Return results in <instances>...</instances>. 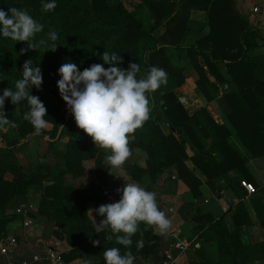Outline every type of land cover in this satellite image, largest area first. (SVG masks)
Masks as SVG:
<instances>
[{
  "label": "trees",
  "instance_id": "trees-1",
  "mask_svg": "<svg viewBox=\"0 0 264 264\" xmlns=\"http://www.w3.org/2000/svg\"><path fill=\"white\" fill-rule=\"evenodd\" d=\"M194 1L185 0L190 4ZM49 2L52 0H0V10L7 11L11 7L27 10L35 21L44 26L42 32L33 38V43L44 39L49 45L57 44L54 52L45 51L46 48L41 46L36 51L21 53L22 48H27L26 42L13 41L0 33V95L6 88L15 90L16 82L23 78L22 65L31 59L34 66L41 68L42 84L40 90L32 87L30 94L38 96L43 102L47 109L44 119L50 125L49 131L44 129L38 135L33 134V126L23 119L29 110L27 101L13 105L6 98L3 111L6 118L15 123V127L9 126L19 138H13L0 128V232L5 230L9 220L21 214L32 216L38 213L50 223V233L70 246L67 252L61 254L66 260L81 257L87 261L90 256H95L102 262L107 249L119 248L122 255L128 250L116 242L117 234L110 228L99 233L94 230L93 225L103 217L92 209L108 203L105 195L95 194V189L106 182L105 175L110 165L105 158L110 153L96 147L77 128L57 88L60 79L58 69L63 63H75L78 70L83 71L92 64H103L100 56L104 51L122 57V62L115 65L121 69L127 70L130 63H138L140 72L137 79L146 78L153 66L167 73V84L151 93V100L148 97L151 101L150 119L134 133L129 143V147L139 146L146 152L151 172L173 164L179 177L189 186L191 194L197 195L199 180L183 164L186 157L184 144H187L194 150L191 158L208 179L213 178L209 169L216 172L217 168L229 166L239 169L246 176L245 180L254 184L242 166L243 159L227 142L228 131L224 125L216 124L202 107L194 113H187L169 89L182 67L160 63L161 59L168 60L169 56L165 52L159 55L164 45L182 48L197 72L195 84L208 96L204 89L207 82L204 70L196 59L198 55L206 71L217 81L227 84V90L223 92L231 107L227 118L238 138L253 155L264 157V55L252 53L253 47L264 43V34L255 25L248 24L245 18L227 15L229 0H201V6L206 9L209 31L197 38L195 44L186 45H179L178 38L168 42L162 40L166 35L173 36L177 29V26L167 27L168 24L182 18L178 12L180 8L175 9V2L170 0H137L133 7L148 10L149 24L144 23L139 13L126 9L122 0H54L55 9L45 11L43 5ZM163 18L166 33L156 37L150 32ZM179 30L181 32L182 26ZM50 31L57 33L55 42L49 39ZM156 57L159 63L152 65ZM104 67L110 65L104 64ZM65 113L68 115L64 119ZM59 126L57 137H54ZM208 127L214 135L211 146L218 151L216 157L212 156L210 146L205 148L198 134L204 133ZM30 137H36L33 165L25 170L16 151L26 150ZM89 157H93V179L89 183L88 193L87 184L83 181L74 184L62 181L64 174L79 175L84 169L82 160ZM133 168L138 172L143 171L139 166ZM239 180H234V184L240 186ZM31 187L39 193L35 210H16L20 206L17 197H24ZM87 199L92 204L90 214ZM251 203L264 229L261 204L254 197ZM191 207V232L200 243L197 247L193 242L189 243L193 255L184 264H254L255 259L264 257V241L241 239L239 230L242 222L248 221L243 202L236 201L228 206L233 229L227 228L222 213L212 217L209 213L200 212L198 206L191 204ZM94 240H99V244L94 246ZM132 241L130 250L137 260L139 256L155 251L158 235L153 227L141 222ZM208 241L212 242V256L210 250L202 247V243ZM138 242L143 243L139 250Z\"/></svg>",
  "mask_w": 264,
  "mask_h": 264
},
{
  "label": "crops",
  "instance_id": "crops-1",
  "mask_svg": "<svg viewBox=\"0 0 264 264\" xmlns=\"http://www.w3.org/2000/svg\"><path fill=\"white\" fill-rule=\"evenodd\" d=\"M170 1L175 2V9L180 8L178 12L182 18L176 23L171 22L168 24L167 27L177 26V29L173 36H164L162 38L163 42L178 38L177 43L179 45L195 44L197 38L204 36L209 31V25L206 20V9L201 6V0H195L193 4L186 3L185 0ZM139 14L144 19V23H150L146 8H142ZM227 15L245 18L248 24L255 25L264 34V0H229ZM180 26H182L181 32L179 30ZM165 30L166 22L165 18H163L157 25L153 26L150 33L158 37L165 35ZM178 32L179 37H177ZM157 45L158 42L155 44V47ZM164 52L169 53L168 60L162 61L161 59L160 63H169L170 66L182 67L180 73L172 81L169 89L176 98L178 96L183 97V101L180 102L187 113H194L202 107L216 124L224 125L228 131L226 134L227 142L233 146L243 159L242 166L247 170L251 179H253L254 184H252L255 190L252 193H247L243 186L240 185V187L234 184V180L237 178L246 179V176L236 167L230 168L226 166L225 169L220 167L216 169V172L213 169H209L211 177L214 179H208L191 158L194 154L193 148L184 144L186 157L183 159V164L199 180L196 186L198 193L193 196L189 186L179 177L173 164L164 165L159 170L151 172L147 164L146 152L139 146H131L132 155L125 163L123 169H114L110 166L105 175L106 182L100 184V187L95 189V194L105 195L108 203L118 202L121 194L117 193L116 190L123 187L124 183H137L147 191L156 193L158 207L169 219L170 228L165 234L161 235L153 227V231L158 235V244L155 251L146 256H139L134 264H152L153 261L158 259V252L164 248H168L171 252L176 253L177 249L173 246V243L176 241H184L188 245L180 254L175 256L173 264H184L193 255V250L189 243L193 242V245L197 247L200 240L191 232L193 225L189 220V215L192 212L191 204L198 206L200 212L209 213L212 217H216L222 213L227 228L233 229L231 210L228 206L230 203L236 201L243 202L245 206L244 215L248 221L242 222V228L239 230L241 239L250 242L264 241V229L257 220L254 207L251 203L253 197L257 198V202L261 204V208L264 211V157L262 155H253L238 138L234 128L228 121L227 114L231 110V107L223 97V92L227 90V84L224 81L220 82L214 79L206 71L205 66L200 62V57L197 55L196 59L203 67L205 80H207L206 84H204V89L208 96H205L195 84L197 72L191 61L184 54L183 49L164 45L159 55H164ZM257 52L264 55V43L253 47L252 53L255 54ZM158 63L159 58H154L152 65ZM147 95L150 98L151 93ZM149 102L151 106V101ZM198 134L201 135L205 148H209L208 146H210L212 148V156L216 157L218 151L211 146L214 135L210 127L204 133L199 132ZM82 165L84 169L79 175L64 174L62 181L72 184L83 181L87 184L86 191L88 193L90 188L89 183L93 179V157L82 160ZM136 166L142 167L143 171L138 172L135 170L133 167ZM134 174L139 176L135 177ZM189 182L191 183V180ZM192 183L194 182L192 181ZM24 197L19 196L17 199ZM22 200L18 201L21 208L25 206V208L33 211L31 209L33 208V204L26 206L25 204H21ZM88 204H90L91 212L92 204L89 199H87ZM26 217V214H21L9 220L5 230L0 232V264L7 258L26 259L29 264H90L92 262L90 259L86 261L81 257L67 260L62 258L61 254L67 252L70 246L63 239L51 234L50 227L47 230L43 229V226L50 224L46 217L34 213L32 216H29L30 221L24 224L23 221ZM202 247L208 250L211 249L210 251L213 252L212 242L210 241L202 243ZM56 253L59 256L58 260H54L53 258V255ZM263 262L264 257L253 261L254 264H263ZM103 263L105 264V262Z\"/></svg>",
  "mask_w": 264,
  "mask_h": 264
},
{
  "label": "clouds",
  "instance_id": "clouds-1",
  "mask_svg": "<svg viewBox=\"0 0 264 264\" xmlns=\"http://www.w3.org/2000/svg\"><path fill=\"white\" fill-rule=\"evenodd\" d=\"M55 7L54 0L43 5L45 11H51ZM43 27L27 10L16 7L7 11L0 10V33L13 41L26 42L27 48H22L21 53L36 51L41 46L46 48L45 51L56 50L57 44L49 45L44 39L32 42ZM48 35L53 42L58 39L55 31H50ZM100 57L103 64H92L83 71H79L75 63H63L58 69L60 79L57 81V88L77 128L90 137L96 147L110 153L105 159L112 168L123 169L132 155L130 138L150 119L151 107L147 94L166 85L168 77L165 70L153 66L146 78L137 79L140 72L138 63H130L127 70H124L115 66L122 62L120 55L104 51ZM104 64L110 67L105 68ZM22 77L16 82L15 90L6 88L0 95V125L16 126L6 118L3 111L6 98L13 105L26 100L29 110L23 119L33 126V134L38 135L48 127V121L44 119L47 109L38 96L30 94V89H41V68L34 66L31 59L26 60L22 65ZM61 128L64 127L61 125ZM116 191L121 194L118 202L102 204L92 209L103 217L93 227L97 233L110 228L117 234L116 242L128 249L123 255L119 248L105 250V264H134L136 257L130 246L140 223L154 227L163 235L170 228V221L159 209L155 192L147 191L137 183H124ZM120 233L123 235H119ZM92 243L95 246L99 244V240ZM142 247L143 243L138 242L137 250Z\"/></svg>",
  "mask_w": 264,
  "mask_h": 264
},
{
  "label": "rangeland",
  "instance_id": "rangeland-1",
  "mask_svg": "<svg viewBox=\"0 0 264 264\" xmlns=\"http://www.w3.org/2000/svg\"><path fill=\"white\" fill-rule=\"evenodd\" d=\"M136 2H137L136 0H122V4L125 6L126 9L132 10L135 13H139L140 10L142 11V9L139 7H133V5L137 4ZM0 128L2 130L6 131L7 133H9L10 136H12L13 138H16V139L19 138L18 135L15 134V131H13L9 125H0ZM49 129H50V125L48 124V127L45 130L49 131ZM35 141H36V137H30L29 141H28L27 149L24 151H16V156H17L18 160L20 161L21 165L23 166V168L25 170H29L33 165V159H32L33 153L32 152L34 150ZM28 190L26 192L27 197L25 196L24 198H18V199L19 200L23 199L21 201V204H25L26 206L29 204H33V208H31V209L35 210L36 203H37V200L39 197V193L33 187L29 188ZM87 208L89 209L88 212L90 214V204L87 205ZM96 223H99V222H96ZM50 226H51L50 224L45 225V226H43V229L47 230V228H49ZM209 253L213 254L214 252H209ZM89 259L92 260V262L90 264H104L103 263L104 261H102V262L98 261L99 258H97L95 256H90Z\"/></svg>",
  "mask_w": 264,
  "mask_h": 264
},
{
  "label": "built area",
  "instance_id": "built-area-1",
  "mask_svg": "<svg viewBox=\"0 0 264 264\" xmlns=\"http://www.w3.org/2000/svg\"><path fill=\"white\" fill-rule=\"evenodd\" d=\"M239 183L241 186H243V188L245 189V191L247 193L254 191V186L249 181H247L245 179H240ZM24 208H25V206L24 207L22 206V208H21V205H20L16 210L24 212V210L26 209V208L25 209ZM26 216H27L26 219H24V221H23L24 224H27L30 221L29 216L28 215H26ZM187 245H188V243L184 242V241L174 242L173 246L177 249V252L173 253L168 248H164L160 252H158V259L156 261H153L152 264H173L175 256L180 254L182 252V250ZM53 258H54V260H58V258H59L58 253L53 255ZM1 264H29V262L26 259L7 258ZM263 264H264V262H263Z\"/></svg>",
  "mask_w": 264,
  "mask_h": 264
},
{
  "label": "water",
  "instance_id": "water-1",
  "mask_svg": "<svg viewBox=\"0 0 264 264\" xmlns=\"http://www.w3.org/2000/svg\"><path fill=\"white\" fill-rule=\"evenodd\" d=\"M177 99H178L179 101H181V102L183 101V97H182V96H178ZM67 115H68V113H65V115H64V119L67 117ZM59 128H60V126L58 127L57 132H56V134H55L54 137H57V134H58V130H59Z\"/></svg>",
  "mask_w": 264,
  "mask_h": 264
}]
</instances>
